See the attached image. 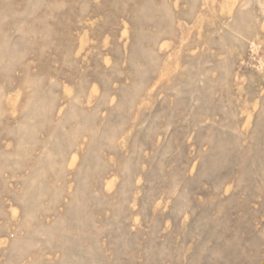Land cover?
I'll use <instances>...</instances> for the list:
<instances>
[{
    "label": "rangeland",
    "instance_id": "obj_1",
    "mask_svg": "<svg viewBox=\"0 0 264 264\" xmlns=\"http://www.w3.org/2000/svg\"><path fill=\"white\" fill-rule=\"evenodd\" d=\"M0 264H264V0H0Z\"/></svg>",
    "mask_w": 264,
    "mask_h": 264
}]
</instances>
